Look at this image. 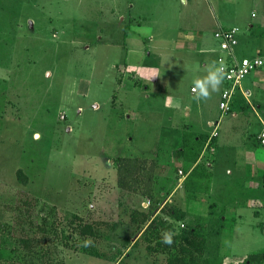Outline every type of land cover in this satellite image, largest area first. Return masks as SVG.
<instances>
[{
    "label": "rangeland",
    "instance_id": "1",
    "mask_svg": "<svg viewBox=\"0 0 264 264\" xmlns=\"http://www.w3.org/2000/svg\"><path fill=\"white\" fill-rule=\"evenodd\" d=\"M238 1L223 12L227 22L231 13L239 18L227 26L238 29L235 53L264 61V0ZM210 8L190 0H0V229L24 223L0 231V264H165L175 254L234 264L264 253V202L234 204L244 182L263 184L253 110L264 118V66L242 80L251 92L235 118L232 106L219 109L224 80L210 99L193 98V80L211 62L202 66L193 43L181 41H195L202 25L219 45ZM137 14L151 17L124 40L125 21ZM215 126L210 162L202 161L211 190L193 197L184 183L178 188V171L190 165L174 154L185 133L199 136L204 149ZM117 159L135 161L132 179L119 176ZM18 169L27 185L17 181ZM262 191L253 196L264 200ZM236 209L243 216L233 220ZM177 210L187 224L207 218L202 255L183 252L181 241L166 248L150 229ZM84 225L92 236L79 234Z\"/></svg>",
    "mask_w": 264,
    "mask_h": 264
},
{
    "label": "trees",
    "instance_id": "2",
    "mask_svg": "<svg viewBox=\"0 0 264 264\" xmlns=\"http://www.w3.org/2000/svg\"><path fill=\"white\" fill-rule=\"evenodd\" d=\"M125 34V32H124ZM185 139L183 142V148H182V155H183V160L185 163H188V165H192L196 162L197 157L199 156L201 150H202V145H201V140L199 138V141L196 140V138L198 136H194L191 133L190 134H186L184 135ZM212 144V142H211ZM135 161H132L131 159L128 160H124V159H117V169L119 171V176L120 177H130L132 179V175L134 173V171L137 169L138 167L135 166L134 164H132ZM189 167V166H188ZM203 166H197L195 168H193L187 175L185 181H184V188L189 189L191 192V194L193 195V197L198 194V193H207L209 191L210 188V178H211V173H209L210 171H207L206 169L203 170L202 169ZM129 168H131V171H129ZM134 170V171H133ZM123 172V174H125V176H122L121 173ZM16 179L17 181L22 184V185H27L28 183V178L27 176L23 173L22 169H18L16 171ZM151 181V175L147 176V182L148 184ZM148 190H150L148 188ZM147 190V191H148ZM19 196H25L27 198V200H25L23 203L25 205H29L30 204V198L27 197L26 195H22L21 193H19ZM29 199V200H28ZM136 214V216H135ZM137 213H134L131 217V223H137L135 222L137 219ZM185 213L183 211L177 210V212L173 211L171 212V220L166 219L165 221L160 220L158 217V219H156V221H154V225H152L150 227L151 230H155L157 231V234H159L160 236H162V233L164 231H171L173 233H175V235L173 236V242H183L184 246H181V250L185 253H189V254H197V255H202L206 246V223H207V218L201 217L198 218V222H195L193 224H187L186 222L184 223L183 221V217H184ZM140 216L143 217V219H140V223H144L147 220V216L144 215L143 213H140ZM155 220V219H153ZM152 220V221H153ZM23 222V221H22ZM20 221V219H17L14 222V225L10 226V225H5L4 227H2L0 229L1 232L6 233L7 235L11 232H13L15 228H17L18 225H22L21 228L23 229L24 226ZM159 226H155V224H157ZM32 227V225H30V228ZM158 227L159 230L157 229ZM21 230V229H20ZM179 232H176V231ZM80 235H85V236H92L93 235V229L90 225H84L81 230H80ZM158 235V236H159ZM2 241H0V244L3 245V243L5 244V237L2 236L1 237ZM162 240V239H161ZM19 242L21 244H23L24 246H26L27 242L24 239H20ZM160 244V243H159ZM173 244V243H172ZM164 245L166 248L169 245L166 244H161ZM181 251V252H182ZM182 252V253H183ZM184 254V253H183ZM223 258L222 257H212V258H206L204 260V264H223ZM264 263V253L260 254V255H252L250 257H247L245 260H243V262L241 263H236V264H263ZM165 264H199V262L197 261V259H195V257L191 256V257H183V255H181V257L179 255H170Z\"/></svg>",
    "mask_w": 264,
    "mask_h": 264
},
{
    "label": "crops",
    "instance_id": "3",
    "mask_svg": "<svg viewBox=\"0 0 264 264\" xmlns=\"http://www.w3.org/2000/svg\"><path fill=\"white\" fill-rule=\"evenodd\" d=\"M190 1L193 4H196L198 7H203V6H205V8H208V6L211 7V8L214 7V10L218 13V16L214 19V22H213V28H215L213 30L214 38H215V33L217 31H219V30H231V29L232 30L236 29V31H235V37H236V34L238 32V29L235 28V27H227V26L232 25L235 22L239 21V20H236V19L235 20H232L233 18L239 19L237 17V14L231 13L229 15L230 22H227V18L223 15V12L224 11H227V8L226 7H230V8L235 7L236 4L239 3L238 0H236V1L235 0H190ZM182 4L186 6L187 5V0H182ZM142 6H144V5H141L140 8ZM131 7L134 8L133 6H131ZM149 16L150 15H148V14L147 15H140V14L138 15L137 14V16H135V17L128 16L127 20L125 21V27H124L125 28L124 29L125 34H123L124 40H126L129 37L128 35H129V33H130V31H131V29L133 27H135V26L141 27L140 22L142 20H144V22L146 20H149ZM251 16H253V14H251ZM122 21H124V20L122 19ZM249 28L251 29L250 31H253V28L254 27L253 26H249ZM196 32H195L196 33V36L195 37H192V38L195 39V41L188 42V40L184 39V40L181 41V43L182 44H185V45L186 44H190V43L192 44L193 43V47L195 48V58L198 59L202 63L201 64L202 66H205V62L206 61H208V62L217 61L216 59L219 56H221V55L224 54V51L221 48V41L215 38L219 45H217V46L215 45L214 46V44H215L214 42H213V44H210V42H211L210 39L208 37L206 38L207 31H206V29H205L204 26L202 27V25L198 28V30H196ZM209 45H211V46H209ZM186 46H183L184 47L183 49L186 48L188 50V48ZM205 48H208V49H205ZM233 52H234L235 56L237 57L234 48H233ZM192 58L194 59V57H192ZM261 68L258 71L261 72V70H262ZM261 85L262 84L255 83V86H258V89L261 88ZM241 91L243 93H246L247 92L249 94L248 97H245L242 94ZM241 91L238 92V93H236V95L234 96V99H233V102H234V103H232V110L233 111H231V114H232V117L233 118H235L237 116V112L235 110L238 111L240 109L241 110L244 109L242 100L247 103V101H248L247 98L250 97V92H251L250 89H248V88H241ZM191 92H192V89H191ZM260 108H261V106L258 104L257 107H256V109L259 110ZM254 111H253V113H254V115L258 119V114H257L256 111L255 112ZM209 126H211L213 128L214 125L212 123H209ZM213 131H214V129H213ZM216 137H217V135L214 136V137H212V135H210L209 137H207V138L205 137L204 138L205 139L204 140V145H205L204 146V149L201 150L199 156L196 159V162L194 164L190 165L188 171L186 173H184V175L181 177V179H179L180 184H179L178 188L180 187V185L182 183H184V181H185L188 173L193 168H195L197 166H205V162L204 163L202 162L204 159L205 160L207 159V162H210L209 161V158L206 156V152H208V150H209V153L214 151V146L216 144V141H215V138ZM199 138L200 137L198 136L196 138V140L199 141ZM256 140H257V138H256ZM211 142H212V145H211ZM257 142L259 143L258 140H257ZM209 145H211V146H209ZM262 146H264V145H262ZM182 148L183 147H181L179 149V153L178 154H174V157L176 158L177 155H179V157H180L179 158V161L181 160L182 162H184L183 155H182ZM177 160L178 159H175V161L178 163ZM208 167H211V164L210 163H208ZM257 178H259V177L257 176ZM261 180H263V184H259V182H257V183H255V182L254 183H252V182L251 183L244 182L245 183L244 185H246V187H242L241 189H239V192L242 195V197H240V198H242V200L241 201L240 200L237 201L236 199L234 200V204H238L240 206L241 209H239V210H243V207H248V208L249 207L250 208L251 207H256V206L260 205V203H263L264 202V200L260 199L258 196H256V197L253 196L254 194L252 192L253 190H257V191L258 190H261V191L263 190L262 193H264V176L261 178ZM182 188H184V185L182 186ZM210 190H211V179H210V188H209V192L208 193H210ZM208 193H206V194H208ZM260 194H261V192H260ZM212 207H213L212 204H208L207 211L212 212ZM237 210L238 209H236V211L234 212V215H233L234 218H233V220H235L236 218L240 219L243 216L242 213L237 212ZM254 213L256 215H258V212L257 211H255ZM234 264H236V263H234Z\"/></svg>",
    "mask_w": 264,
    "mask_h": 264
},
{
    "label": "built area",
    "instance_id": "4",
    "mask_svg": "<svg viewBox=\"0 0 264 264\" xmlns=\"http://www.w3.org/2000/svg\"><path fill=\"white\" fill-rule=\"evenodd\" d=\"M215 38L221 41V48L224 54L219 56L217 62H223L225 65V77L224 82L226 87L221 93L219 102V109L228 113L231 111L234 96L236 90L241 91L242 80L251 73L258 71L264 65V61L261 57L256 56L254 58H238L233 52V45L235 43V31L234 30H219L215 33ZM242 92V91H241ZM242 94L248 97V93ZM254 111V110H253ZM255 112V111H254ZM258 121L261 126V132L257 136V140L261 145H264V118H259ZM216 136V126L214 127L212 137ZM178 174L182 177V171H178ZM149 203V202H148Z\"/></svg>",
    "mask_w": 264,
    "mask_h": 264
},
{
    "label": "clouds",
    "instance_id": "5",
    "mask_svg": "<svg viewBox=\"0 0 264 264\" xmlns=\"http://www.w3.org/2000/svg\"><path fill=\"white\" fill-rule=\"evenodd\" d=\"M236 31V29H234ZM225 65L223 62L212 61L207 67V75L193 80L192 92L197 102L211 98L213 92L219 91V87L225 77ZM175 233L164 231L162 233V242L171 246Z\"/></svg>",
    "mask_w": 264,
    "mask_h": 264
}]
</instances>
